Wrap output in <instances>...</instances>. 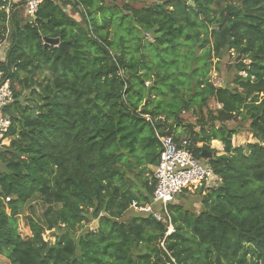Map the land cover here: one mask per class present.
<instances>
[{
	"label": "trees",
	"instance_id": "obj_1",
	"mask_svg": "<svg viewBox=\"0 0 264 264\" xmlns=\"http://www.w3.org/2000/svg\"><path fill=\"white\" fill-rule=\"evenodd\" d=\"M133 1L43 0L32 21L21 2L0 9V72L13 92L1 112L0 264H264V0ZM225 56L236 74L216 86L210 73ZM242 125L253 142L233 147ZM156 133L188 140L218 178L195 188L197 211L174 200L158 221L130 208L160 210Z\"/></svg>",
	"mask_w": 264,
	"mask_h": 264
},
{
	"label": "built area",
	"instance_id": "obj_2",
	"mask_svg": "<svg viewBox=\"0 0 264 264\" xmlns=\"http://www.w3.org/2000/svg\"><path fill=\"white\" fill-rule=\"evenodd\" d=\"M43 0H0V9L9 15L13 9V4L22 3L24 13L29 19L34 20L38 7ZM75 1V0H71ZM127 2L128 0H118ZM5 42V41H4ZM4 42L0 43V55ZM0 58V60H3ZM13 102V92L11 83L4 79L0 72V148L4 146V141L8 138L7 132L10 126V119L5 113H1ZM159 142L160 158L159 164L154 170L155 186L153 190V203L160 206V210L154 211L152 205H139L132 201L130 208L138 213L151 214L160 221L164 214L169 218L167 206L172 203L177 195L183 190L191 187L205 186L206 188L216 186L218 178L213 175L206 163L194 157L189 149V141L183 139L176 143L172 136H160L156 133ZM172 228L169 226V229Z\"/></svg>",
	"mask_w": 264,
	"mask_h": 264
},
{
	"label": "rangeland",
	"instance_id": "obj_3",
	"mask_svg": "<svg viewBox=\"0 0 264 264\" xmlns=\"http://www.w3.org/2000/svg\"><path fill=\"white\" fill-rule=\"evenodd\" d=\"M163 1L164 0H142V1H133V2H130L129 4L134 8H141V7L150 6V5L155 4V3H161ZM112 3H115V5H117L118 7H121V5L123 4V2H120L118 0H116L115 2H113L112 0H104V4L106 6H110ZM66 9L67 8H65V10ZM66 13H68V12H66ZM69 14H71V16L77 20L80 19L79 15L74 14V12L72 10L70 11ZM4 43L5 44L3 46V49L1 50L2 52H1L0 58L5 57V54H6V51L8 48V43L6 41ZM218 68H219V70L215 71L213 69L210 73L211 81L216 86L224 85L225 82H230V80L236 74V69L234 68V63L232 61V57L225 56L223 58V60L218 64ZM44 75H46V74L43 73L42 75H39L38 76L39 79L42 78ZM13 88L16 91H18L20 89V86L17 83H15ZM27 93L28 92H25L24 94H27ZM218 108H219V106L216 105L213 101H211L209 103V109L210 110L215 111ZM182 118L186 124H193L195 121L193 116L189 113L182 114ZM226 125L229 128L238 127L237 123L234 121H230ZM241 128H242V132L239 133L238 135L233 136L231 139V143H232L233 147L245 146L246 144L253 142L250 134L247 132V125H242ZM178 131H175V134H178L179 133ZM180 138L183 139V137H180ZM9 142H10V139L7 138L4 141V146L9 145ZM210 148L216 151V155H220L222 153V145L220 142H215V141L211 142ZM205 163H206V161H205ZM214 185H211V186L215 187ZM213 187H210V188H213ZM187 191L188 192L180 194L179 196L177 195L174 200H176V203L183 205V207L185 209L197 211L200 207V203H199L200 198L196 192V189L194 187H191V188L187 189ZM39 209H40V205H36L35 206V214L38 215ZM26 214L31 215L29 212H27ZM133 216H134V213L132 211H127L124 214L121 221L122 222L127 221ZM95 226H96V221H93L89 225L84 226L83 229H86V227L88 229H93ZM18 231H19L20 235L24 238L30 236V232H29L28 228L24 225V222L22 221V219L19 220ZM172 231H173L172 228L168 229V232H172ZM42 237H43L44 241H48L51 243H53L55 240V236L53 235V233L51 231H46L42 235ZM3 262H5V260L0 257V263H3Z\"/></svg>",
	"mask_w": 264,
	"mask_h": 264
},
{
	"label": "water",
	"instance_id": "obj_4",
	"mask_svg": "<svg viewBox=\"0 0 264 264\" xmlns=\"http://www.w3.org/2000/svg\"><path fill=\"white\" fill-rule=\"evenodd\" d=\"M188 5L192 7L193 2L189 1ZM43 44L45 49L52 46V47H57L59 50L67 51L69 42H61L59 38H55V39L43 38ZM223 87H225V85H223ZM32 115L34 116V112H32ZM200 158L202 160H207L212 158V154L203 149L200 153Z\"/></svg>",
	"mask_w": 264,
	"mask_h": 264
},
{
	"label": "crops",
	"instance_id": "obj_5",
	"mask_svg": "<svg viewBox=\"0 0 264 264\" xmlns=\"http://www.w3.org/2000/svg\"><path fill=\"white\" fill-rule=\"evenodd\" d=\"M215 142H217V141H215Z\"/></svg>",
	"mask_w": 264,
	"mask_h": 264
}]
</instances>
